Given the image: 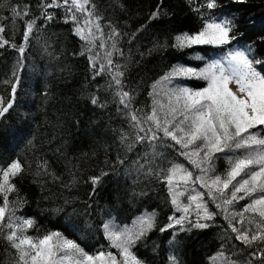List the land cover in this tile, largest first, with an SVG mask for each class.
Masks as SVG:
<instances>
[{
    "label": "trees",
    "instance_id": "16d2710c",
    "mask_svg": "<svg viewBox=\"0 0 264 264\" xmlns=\"http://www.w3.org/2000/svg\"><path fill=\"white\" fill-rule=\"evenodd\" d=\"M40 2L0 0V26L5 28L0 35L10 44L21 45L25 22L39 17L23 57L9 45L0 48V97L5 103L10 99L12 83L19 77L13 107L0 117V166L18 159L24 169L13 179L25 201L17 215L35 219L41 231L62 232L90 253L102 245L107 247L103 223L131 228L151 215L153 227L133 249L144 264H170V256L176 258L177 264H223L221 252L243 264L247 256L239 251L242 245L232 238L234 234L223 213L212 203L210 210L220 214L201 221L209 227L195 228L185 222L184 231L179 226L160 231L170 223V216L183 213L171 204L166 184L155 175L146 174L148 165L138 170L139 165L134 163L139 159L144 164L145 152L151 153L152 149L137 145L136 150L127 151L128 141L122 143L121 136L127 135L130 140L134 133L124 113L117 110L112 89L106 86L111 77L93 78L89 53L85 42L75 34L74 24L65 23L63 9H48L54 18L44 20ZM205 2L95 0L97 11L104 18L101 23L111 24L121 33L117 46L124 55L114 54L113 58L123 66L125 90L133 93L136 107L147 110L151 84L173 66L199 69L223 47L194 45L178 50L171 46L176 35L198 32L204 18L231 21V35L236 37L232 42L251 49L250 58L264 60V0H216L214 9L203 7ZM24 4L29 6V15L14 17L11 7L19 10ZM158 5L162 15L152 20L150 15ZM198 7L199 12L195 10ZM108 31L106 27L105 32ZM107 43L111 50L112 41ZM96 51L102 55L104 50L93 49ZM256 67L264 73V67ZM174 84L198 89L204 87L205 81L187 78ZM93 95L105 106L93 105ZM159 151L168 160L184 163L195 172L175 149L161 147ZM118 158L124 163H119ZM157 164L167 166L163 159H157ZM227 166L223 157L216 160L218 173ZM102 172L107 175L93 185L90 177L101 176ZM181 200L186 202L183 197ZM189 219L195 222L194 211ZM135 227L132 232L138 230ZM29 234L35 235V229ZM256 248L254 245L247 251ZM14 261L13 250L0 237V264Z\"/></svg>",
    "mask_w": 264,
    "mask_h": 264
},
{
    "label": "snow or ice",
    "instance_id": "6c2138e0",
    "mask_svg": "<svg viewBox=\"0 0 264 264\" xmlns=\"http://www.w3.org/2000/svg\"><path fill=\"white\" fill-rule=\"evenodd\" d=\"M237 2L245 3L247 0ZM202 6L214 9L217 3L216 0H206ZM39 7L46 21L54 18L48 9H63L65 23L71 21L75 34L85 42L93 78L111 77L106 86L112 89L113 102L118 105L117 110L124 113L134 133L130 140L127 135L121 136L122 143L128 141L127 151L136 150L137 145L152 149L151 153L145 152L144 164H140L139 159L134 163L139 165L138 170L148 165L146 174L155 175L166 184L171 204L177 212L183 213L179 217L170 216V223L160 231L177 226L184 231L185 222L204 229L209 225L201 221L212 220L223 213L228 228L234 234L232 238L242 245L239 251L246 253L243 264H255L256 261L264 264V73L256 67H264V60L250 58L251 49H236L227 53L225 62L213 61L199 70L183 65L173 66L169 73L151 84V91L148 92L151 103L145 110L136 107L133 93L125 90L126 73L119 60L113 58L114 54L124 55L117 46L121 33L111 24L101 23L104 18L98 13L95 0H41ZM195 10L199 12V7ZM11 12L14 17L22 19L29 15V6L24 4L19 6V10L11 7ZM161 15L158 5L150 19H158ZM37 19L39 17L25 22L21 45L10 44L0 35V48L9 45L23 57ZM106 27L108 32H105ZM4 31L5 28L0 26V34ZM232 31V22L227 19L204 18L198 32L176 35L171 46L178 50L194 45L226 46L236 39L231 35ZM108 40L112 41L111 50ZM93 49L104 51L101 55ZM80 54L84 55V52ZM177 77L196 78L207 84L198 89L168 87ZM18 83L17 76L7 103L0 97V117L13 107ZM91 103L105 106L95 95ZM121 105L122 108L119 107ZM161 147L175 149L195 172L184 163L168 160L159 151ZM221 157L228 166L223 173H218L216 160ZM157 159L166 161L167 166L157 164ZM42 167L46 169L47 166L44 164ZM23 170L18 159L0 166V237L13 250L14 264H144L133 249L146 231L153 227L151 215L140 221V227L135 232L120 229L112 222L103 223L107 247L102 245L90 253L62 232L41 231L35 219L17 215L25 201L19 196L13 179ZM105 175L107 173L102 172L101 176L90 177V180L96 185ZM182 197L186 202L181 200ZM241 201L246 202L241 204ZM209 203L214 204L220 213L210 210ZM193 211L195 222L189 219ZM32 229H35V235L29 234ZM254 245L256 250L247 251ZM219 257L223 259V264H240L239 260L225 257L223 252L219 253ZM169 261L170 264H177L174 256H170Z\"/></svg>",
    "mask_w": 264,
    "mask_h": 264
},
{
    "label": "rangeland",
    "instance_id": "374dc122",
    "mask_svg": "<svg viewBox=\"0 0 264 264\" xmlns=\"http://www.w3.org/2000/svg\"><path fill=\"white\" fill-rule=\"evenodd\" d=\"M236 49H239V50H245L244 48H241V47H239V46H236V44L234 43V42H232L230 45H226V46H223L221 49H217V52L216 53H214L213 55H212V58H210L208 61H207V63L203 66V67H201V68H199V69H202V68H204L208 63H211V62H213V61H217V60H219V61H221V62H225L224 61V58H225V56L227 55V53L230 51V50H236ZM199 69H197V70H199ZM171 71V70H170ZM169 71V72H170ZM168 72V73H169ZM182 79H187L186 77H177V78H175L173 81H172V84H169L168 85V87H173V86H177V85H175L174 84V82L175 81H177V80H182ZM206 84H207V82L205 81V84H204V86H206ZM197 189H199L198 188V186H197ZM142 220V219H141ZM135 222H137V221H135ZM136 225V229H139V227H140V222L137 224V223H135L134 225H133V227ZM132 226V225H131ZM133 227H131V228H126L127 230H129V231H132V229H133ZM120 229H125V228H120Z\"/></svg>",
    "mask_w": 264,
    "mask_h": 264
}]
</instances>
